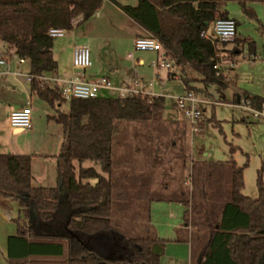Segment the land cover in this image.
<instances>
[{"label": "trees", "instance_id": "trees-1", "mask_svg": "<svg viewBox=\"0 0 264 264\" xmlns=\"http://www.w3.org/2000/svg\"><path fill=\"white\" fill-rule=\"evenodd\" d=\"M133 21L155 36L174 58L185 88L204 92L191 85H226L224 74L212 67L217 44L200 35L217 17H226L224 4L228 0H136L134 4L110 0ZM242 12L255 17L249 2L264 0H233ZM102 0H0V40L24 58L30 91L51 108L46 118L60 124L61 141L56 153L55 183L52 186L34 185L30 171L29 153L0 152V196L16 201L19 216L16 232L7 237L8 264H159L165 238L152 234L141 237L122 236L124 250L120 256L99 255L87 245L82 234L112 229L110 224L112 181L111 141L114 121L118 119H155L163 109L162 95L135 94L131 96L97 95L64 99L58 87L39 78L56 68L50 27L72 29L92 15ZM235 21V19H234ZM236 25V21H235ZM229 53H236L238 45L248 37L233 35ZM230 39V40H231ZM207 93V92H206ZM208 94V93H207ZM250 103L257 106L264 96L245 93ZM67 101V109L57 106ZM233 151V146L229 147ZM91 159L99 165L81 166L75 171L73 161ZM230 165L229 197L222 202L215 219L205 227V240L199 247L197 264H264V178L261 168L256 172L254 197L242 193L245 162L237 165L232 156ZM106 173V175L102 174ZM93 180V181H91ZM70 210L63 223L62 233L41 227L59 213ZM186 213V210H185ZM184 213V220L186 214ZM39 225V226H38ZM40 227L36 234L34 228ZM28 236L63 238L64 242H41L40 248L29 246ZM186 237H176L183 240ZM38 244V243H35ZM33 258V257H31Z\"/></svg>", "mask_w": 264, "mask_h": 264}, {"label": "rangeland", "instance_id": "rangeland-1", "mask_svg": "<svg viewBox=\"0 0 264 264\" xmlns=\"http://www.w3.org/2000/svg\"><path fill=\"white\" fill-rule=\"evenodd\" d=\"M117 1L134 4L136 0ZM248 4L253 9L255 17H248L233 0L226 1L224 8L228 15L236 20V36L238 38L248 36L253 41L254 51H250L247 43H243V45H238L235 48L237 52L232 54L228 51L233 44L232 39L223 44L218 42L216 50L218 65L232 66L228 73L226 72L228 76L226 87L220 88L216 83L202 84L199 81H191V85L203 89L205 93H208L206 95L209 98L217 101L214 104H204L200 121L197 124L198 128H201L199 132H193L190 129L188 121L180 111L174 108L172 103V97L182 92L181 80L168 79L165 70L162 69L158 75H155L154 67L147 65L150 58L146 60L147 66H143L146 69L143 80L155 79L151 90L164 97L162 115L160 114L155 119H147L148 121L139 119L114 121L111 143L113 166L116 167L117 163L126 160L142 162L148 160L149 156L156 152H159L160 155L163 153L165 156L164 166L151 168V170L154 171L157 181L163 180L162 192L164 194L167 196L183 194L178 201L179 211H177L178 206H175V203L161 204L162 202L144 198L145 195L142 197V201L134 202L136 206L133 210L143 213L144 209L150 208L152 218L159 221L166 219L169 212L172 214L179 212L180 218L185 200H188V197L194 198L190 203L193 221L190 233L193 248L206 236L205 229H203L204 231L200 230L202 228L200 225L204 227L208 219L209 221L215 219L218 206L229 197V193L223 189L227 188L229 184L225 181V170L223 171V166L217 168L215 163L210 162V159H226L229 147L233 146L232 157L235 163L237 165L246 163L242 171L243 188L241 191L248 196L256 195L255 177L259 168H261V175L264 178V119L254 118L249 109L236 106L242 95L238 97L237 102H229L233 97L232 89L251 95L264 96V13L260 2L253 1ZM135 27L134 22L119 8L109 6L108 2H105L100 13L92 14L76 25L73 34L66 33L63 36L53 37L52 50L57 48L58 51L66 52L71 44L85 43L93 65L98 64L101 67L115 64L130 74L133 60L127 56V52L132 48L130 37L136 30ZM250 53L255 56L254 59H250ZM224 60L231 63H222ZM26 64L27 62L20 63L14 69L25 71ZM127 73L124 74L126 80L136 78L133 75L126 77ZM157 76L163 78L162 83L156 79ZM17 78L19 80L14 81L10 75L0 74L1 152H13L14 143L23 135V133L13 134L7 122L9 109L23 105L26 100L23 82L26 79L21 75H18ZM106 93L116 94V91L110 89ZM30 107L32 109L30 112L31 124L36 132L46 135L48 131H52L50 125H57L60 129L59 124H55L53 121L48 122L49 128L45 126L46 115L52 110L43 100L32 96ZM57 107L66 110L67 101ZM240 108L248 113L245 114ZM191 162L193 163L192 170L189 164ZM73 164L75 171L78 164L81 166L92 165L99 170V165L91 159H84L81 162L75 160ZM225 165L229 164L225 161ZM126 202L125 199L115 198L116 210L120 212L125 210ZM148 204L151 205L148 206ZM8 205L10 212L14 214L16 202ZM0 222H2L1 218ZM4 223L11 224L8 221H4ZM197 232L199 233L195 238ZM172 246L177 247L168 244L167 252ZM177 251L180 252L178 249ZM160 264H168L167 256L161 257Z\"/></svg>", "mask_w": 264, "mask_h": 264}, {"label": "crops", "instance_id": "crops-1", "mask_svg": "<svg viewBox=\"0 0 264 264\" xmlns=\"http://www.w3.org/2000/svg\"><path fill=\"white\" fill-rule=\"evenodd\" d=\"M105 2H108L109 6H116L110 0H102L101 6L93 14L95 15L99 14L100 10L105 6ZM248 7L251 8L249 4H248ZM133 22L136 26L135 27L136 30L132 32L131 34V37H130L131 43L135 36L143 35L147 33V31L144 28H142L139 24H137L135 21ZM75 27H73L72 29L66 30L64 34L66 33L73 34ZM236 32L237 30H236V25H235V33ZM72 45L73 44H71L67 48L66 52L58 51L57 48H54L53 57L56 60V68L52 72L46 73L45 75L53 76V77H64V76H68L70 74L79 72L78 69L71 67L70 62H69L70 50H71ZM11 53H13L12 49L8 48L7 45L1 41L0 42V57L4 58L6 62L0 63V74L10 75L14 81H18L19 79L17 78V76L18 75L24 76L22 73H25V71L26 72L28 71L27 64H26L25 71L21 69H14L18 64L26 62V60L24 59L23 61L18 62L16 59H13L10 56ZM159 54L160 52L158 51H151V50L136 51L135 50L133 51L131 56L127 55L133 60L130 74H128L125 70H123V68L115 64H108L107 66L103 65L100 67L98 64L93 65V62H91V65L88 68L83 70L84 77L94 78L99 75H105L115 85L121 84L123 81L126 80V78H124L125 73L128 74V76L126 77L133 75L134 77L143 80L144 74L146 72V69L143 66L149 65V61H148V64L146 65V60L149 58L151 59L153 57H156ZM225 61L226 60H224L222 63H226ZM231 67H227L226 65L225 66L221 65L218 67V69L225 76L226 85L228 82L227 81L228 76L226 75V72L228 73V70ZM155 70L156 69H154L153 71L155 75H158L159 72L161 71V69L158 71L157 70L155 71ZM12 71H20L21 73L14 75ZM23 82H24V88H25V98H27L28 96L30 99L32 96H36L29 89V82L27 80ZM49 85H53V83L49 82ZM11 86L14 87V85H11ZM184 88L185 86L182 84V91L184 90ZM107 90L108 89H105V92H103L104 89H100L99 95H115V94H109V93L107 94L106 93ZM231 91L233 93V97L231 101H229L230 103L237 102L238 97L241 95L244 96L245 94L244 91H239L237 89H232ZM195 93L200 97L209 98V96L206 95V93H200V92H195ZM204 104H207V103H203L201 105L202 110L204 108L203 107ZM174 108L178 110L175 107V105H174ZM242 111L245 114L248 113L245 110H242ZM45 119H46L45 126H48L49 128L48 122L53 121V120L47 119V118ZM145 121H148V120H145ZM7 122H8V115H7ZM55 124H58V123L55 122ZM8 126L10 127V130L13 134L18 135V134L23 133V135H21V138L17 140L16 143H14V150L12 153L31 154L30 171L32 174V183L34 185H43V186L54 185L56 153L59 148V144L61 141L60 140L61 134H62V129H61L60 124H59L60 129L57 127V125H50V130H52L53 132L48 131L46 135H42L40 132H36L32 124L28 128H20V129L10 126L9 123H8ZM200 130L201 128L199 129V131ZM39 136H43V137L40 138ZM1 151L2 150L0 149V152ZM229 156H232V152L230 151H228V157L224 160L210 159V162L215 163L217 168L218 167L220 168L223 166V171L225 170V175H226L225 181L227 183H229L230 165H225V161L227 162V160L229 159ZM164 160H165V156L163 155V153L160 155L159 152H156L154 155L152 156L150 155L148 160H143L142 162L126 160L124 162L117 163L116 167H114L112 163V158H111V171L109 173V176L112 181L111 212H110V224H111L112 229L108 231H97L91 234L81 235L83 237L84 242L87 245H89L91 248H93L99 255L105 256V257L120 256L124 250V246L121 240L122 236L141 237V236H144L145 234H152L157 237L166 239L163 252L159 257V264H160V259L163 255L167 256L168 264H197L198 250L202 242L205 240L206 236L204 240H202L199 243L197 242L195 244L197 248L196 247L193 248V244L191 241V233H190L191 225L193 223L190 203L192 199L194 198L188 197L187 198L188 200H185L187 205L185 206V202H184V209H183V212L180 218L178 216L179 212L177 213L175 212V214H172L171 212H169L168 213L169 215L168 214L166 215V219L159 221V220H155L152 218L150 214V208H147V210L144 209L143 213L139 211L136 212L135 210H133L135 209V206H136V203L134 202L142 201V197L145 195L144 198L146 197L147 199L151 201L155 200L156 202H162L161 204L168 205L169 202L175 203V206H178L177 211H179L178 201L181 199L183 194L182 193L175 194L174 196H167L166 194H164L162 192L164 188L163 180L161 181V179H159V181H157V177L154 171L151 170V168L163 167ZM189 164H190V167L193 166L192 162ZM191 170H192V167H191ZM102 174L106 175V173H102ZM223 189H225V192L229 193V184L227 188L225 187ZM115 198H122L127 201L125 205V210H122V212H120L119 210H116L115 204H114ZM14 202L16 201L12 198L0 196V218L2 220V222H0V264H8L7 262V237L9 235L15 234L16 232V222L14 219L19 216L20 212H19L17 203H16V209L14 211L15 215L10 212L9 205H8L10 203L14 204ZM149 205L151 204H148V206ZM218 208H220V206H218ZM185 210H186V213H185ZM124 211L125 213H123ZM69 212L70 210L66 209L62 211V213H59L56 216L55 220H53L52 222L39 223V224L41 227H44L47 230H52L53 232L62 233L64 231V227H63L64 219ZM184 213L186 214V220H184V216H183ZM217 215H218V212H217ZM4 221L11 222V224L4 223ZM200 227H202L200 228V230L204 231L203 229H205L204 227H206V225H204V227L200 225ZM40 230H41L40 227H36V229L34 228L32 232L36 234ZM198 233L199 232L196 233L195 238H197ZM179 236L180 237L185 236L186 238L183 240H176V237H179ZM27 239H28V242L31 239L33 240L31 241L32 243L28 245L29 246L31 245V247L34 246V248L36 247L40 248L42 244L41 242H49V243H53L54 241H58L60 243L64 242V239L60 237L54 238V237L28 236ZM35 243H38V244H35ZM168 244L176 245L177 247L172 246L170 251L167 252ZM177 249L180 250V252H178ZM26 259H27V262H24L22 264H28L30 259L39 260L41 259V256H36V255L28 256ZM44 259L54 260V261L61 260L60 263L65 264L63 263L64 260L58 257L54 258V256H49V259L47 257Z\"/></svg>", "mask_w": 264, "mask_h": 264}, {"label": "built area", "instance_id": "built-area-1", "mask_svg": "<svg viewBox=\"0 0 264 264\" xmlns=\"http://www.w3.org/2000/svg\"><path fill=\"white\" fill-rule=\"evenodd\" d=\"M66 32V29L61 27H50L48 34L52 37L61 36ZM235 34V21L232 17H217L213 19L205 30L200 31V35L208 39L210 42L213 41H227L230 40ZM1 42V40H0ZM135 50H151L158 51L160 54L149 60V65L154 67L157 71L162 69L166 71V77L168 79H180L178 65L174 58L164 49L161 42L152 34L146 33L143 35H137L132 41V48L128 51L127 55L131 56ZM13 59L18 62L24 60V58L16 55L14 52L10 55ZM214 56H217L215 51ZM250 59H254V55L250 53ZM6 60L0 57V63H5ZM69 62L71 67L76 68L79 72L70 74L64 77H53L48 75H39V78L44 81H52L58 87L60 95L64 99L70 97H94L99 95L100 89H114L116 96H131L135 94H148V95H161L153 92L151 87L154 84L155 79L149 78L141 80L134 78L131 80H125L121 84L115 85L105 75H99L94 78H85L83 70L91 65V59L89 55V49L85 43L73 44L70 50ZM226 63H231L226 60ZM218 62L215 60L212 63V67L218 71ZM12 73L20 74V71H12ZM27 81L30 80L31 74L28 72L22 73ZM159 83L163 82V78L156 77ZM173 103L175 107L181 112L182 116L188 121L190 129L193 132H198L197 126L200 114L202 111L203 103H217L211 98L200 97L192 89L184 88V90L174 95ZM250 103V100L246 96L237 103V106L249 109V112L254 118L264 119V99L260 100L257 106ZM30 99L27 96L25 103L19 107H15L8 112V123L10 126L15 128H28L31 125L30 118Z\"/></svg>", "mask_w": 264, "mask_h": 264}]
</instances>
